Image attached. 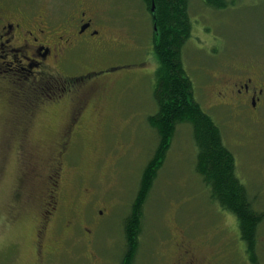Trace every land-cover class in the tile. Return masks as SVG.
Masks as SVG:
<instances>
[{
    "label": "rangeland",
    "instance_id": "rangeland-1",
    "mask_svg": "<svg viewBox=\"0 0 264 264\" xmlns=\"http://www.w3.org/2000/svg\"><path fill=\"white\" fill-rule=\"evenodd\" d=\"M228 1L227 9L218 10L202 0H190L193 25L183 59L198 102L222 129L254 207L264 211V110L258 117H239L237 108L221 104L216 94L223 68L233 66L245 72L256 62L261 64L257 70H264V0ZM83 2L90 8L85 10L87 14L99 15L96 27L110 44L101 52L91 44L70 52L53 64L54 71L65 74L69 82L67 76H84L103 66L114 69L99 76L101 87L87 98L82 125L67 128L74 117H70V109L77 102L70 101L67 93H54L59 86L54 74L48 75L45 88L47 94H53L48 102L57 105L42 107L33 117H24L18 106L0 97V264H120L129 250L128 220L136 214L142 231L131 264H169L175 256V234L185 237L198 248L200 257L213 264H243L248 246L237 218L212 198L211 187L198 171L192 123L177 125L151 190L144 204L139 203L145 171L159 145L158 128L149 122L159 109L154 96L159 62L153 48L152 16L144 3L0 0L10 17L44 16L57 21L58 26ZM117 39L125 46L112 43ZM70 129L73 144L65 160L61 208L64 216L75 220L74 211L78 210L80 223L69 237L50 231L47 246L54 238L65 242L40 263L33 229L38 203H25L19 196L26 185L34 186L36 181L29 178L26 182L27 163L22 152L28 159L27 151L32 150L27 148L40 146L47 156L55 149L56 140ZM25 133L28 143L21 137ZM85 189L86 196L81 194ZM262 230L259 243L264 242V227Z\"/></svg>",
    "mask_w": 264,
    "mask_h": 264
},
{
    "label": "flooded vegetation",
    "instance_id": "flooded-vegetation-1",
    "mask_svg": "<svg viewBox=\"0 0 264 264\" xmlns=\"http://www.w3.org/2000/svg\"><path fill=\"white\" fill-rule=\"evenodd\" d=\"M83 3L85 6L80 3L76 13L70 14L65 23L67 26L63 29L65 24L58 26L57 21L45 19L44 16L27 19L26 16L17 14L10 17L0 3V97L7 100V103L18 106L24 117H28V114L33 117L42 107L57 105L56 102H48L49 97L53 98V94H47L45 86L48 75L54 74L53 79L59 77L58 90L54 93H67L70 101L77 102L76 109H70V117H74L72 125L67 128H78L84 120L87 98L95 96L101 87L99 76L103 73L109 74L114 69L103 66L98 70H89L84 76H67L70 78L69 82L65 81V74L54 71L53 64L64 60L70 52L89 47L90 44L95 47V51L101 52L110 44V40L102 37L101 31L96 27L95 19L99 15L87 14L85 10L90 8ZM114 42L125 46L119 39L112 43ZM249 66L253 67L245 72L227 66L228 68H223L217 77L218 100L223 105L237 108L235 110L239 117H258V112L264 110V70H257V66L260 67L261 64L256 62ZM86 80L92 81V84L87 85ZM36 89L44 90L39 94L34 92ZM70 131L71 129L56 140L55 149L47 156L40 146L27 148L32 150L27 151L28 159L24 158L22 152V158L27 163L26 182L29 178L36 181L34 186L25 184L26 189L23 195L19 196L25 203H38L33 229L36 238L35 253L40 263L58 251L60 242H65V239L54 238L52 245L47 246L49 232L54 231L69 237L71 229L80 223L78 210L74 211L77 217L75 220L71 215L64 216L61 208L60 192L65 160L73 144ZM21 137L26 143L30 142L27 133ZM87 192L85 189L81 194L86 196ZM33 207L35 208V205ZM96 221L98 223V220ZM174 241L175 256L169 264H213L200 257L198 248L185 237L175 234ZM243 264H264V242L256 244L255 251L252 252L246 247Z\"/></svg>",
    "mask_w": 264,
    "mask_h": 264
},
{
    "label": "trees",
    "instance_id": "trees-1",
    "mask_svg": "<svg viewBox=\"0 0 264 264\" xmlns=\"http://www.w3.org/2000/svg\"><path fill=\"white\" fill-rule=\"evenodd\" d=\"M141 1L152 16L153 48L159 62L154 88L159 109L149 117V122L158 128L159 145L145 171L139 203L144 204L151 190L162 158L171 147L177 125L192 123L198 147V171L206 185L211 187L212 198L237 218L241 237L250 251H255L264 227V211L254 207L253 198L238 175L235 156L225 144L223 131L198 102L194 81L184 63L183 48L191 38L193 25L190 0ZM202 1L218 10L227 9L230 4L228 0ZM127 225L129 250L120 264L134 262V252L140 245L142 224L138 214L130 216Z\"/></svg>",
    "mask_w": 264,
    "mask_h": 264
}]
</instances>
